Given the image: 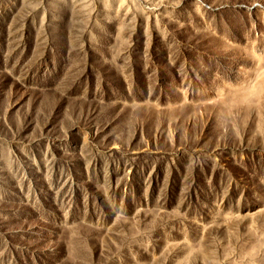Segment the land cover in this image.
Returning <instances> with one entry per match:
<instances>
[{
  "label": "rangeland",
  "instance_id": "obj_1",
  "mask_svg": "<svg viewBox=\"0 0 264 264\" xmlns=\"http://www.w3.org/2000/svg\"><path fill=\"white\" fill-rule=\"evenodd\" d=\"M0 264H264V0H0Z\"/></svg>",
  "mask_w": 264,
  "mask_h": 264
}]
</instances>
